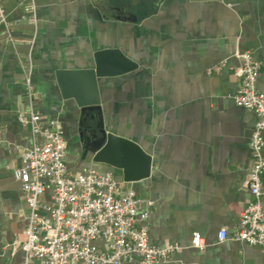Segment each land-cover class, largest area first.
<instances>
[{"label":"crops","instance_id":"1","mask_svg":"<svg viewBox=\"0 0 264 264\" xmlns=\"http://www.w3.org/2000/svg\"><path fill=\"white\" fill-rule=\"evenodd\" d=\"M28 4L34 15L25 11ZM2 5L12 31L8 39L0 25V264L23 259L20 250L1 247L24 238L28 208L12 171L32 141L29 125L18 120L29 112L61 123L70 171L111 170L121 189L135 191L149 213L150 241L180 246L161 264H264V250L232 238L249 197L245 178L256 122L252 111L232 99L239 85L237 53L250 50L261 61L256 86L264 93V0H2ZM101 47H119L137 63L98 82L105 129L150 155L149 174L136 181L93 162L92 154L84 156L80 108L73 97L62 96L56 79L58 70L92 66L93 52ZM40 203H49L48 193ZM221 229L228 237L219 241ZM196 231L206 243L202 251L190 246ZM95 244L105 249L102 241Z\"/></svg>","mask_w":264,"mask_h":264},{"label":"built area","instance_id":"2","mask_svg":"<svg viewBox=\"0 0 264 264\" xmlns=\"http://www.w3.org/2000/svg\"><path fill=\"white\" fill-rule=\"evenodd\" d=\"M25 11L34 15V6L28 4ZM0 25L11 39L12 27L2 0ZM237 57L239 85L232 99L252 111L256 122L249 140L252 160L245 178L249 197L232 238L264 250V93L256 86L262 63L250 50L237 53ZM26 84L29 88V77ZM18 120L29 125L32 133L31 143L22 150L20 164L12 171L28 212L24 238L5 243L1 250H20L21 264H161L171 259L180 246L150 241L148 210L141 209L132 188H120L121 182L113 171L68 169L66 140L58 120L44 119L35 112L20 113ZM44 193L49 194V203L42 205L40 196ZM227 237L226 230L218 232L219 241ZM97 241L104 243V250L95 244ZM190 246L205 249L199 232L192 234Z\"/></svg>","mask_w":264,"mask_h":264},{"label":"water","instance_id":"3","mask_svg":"<svg viewBox=\"0 0 264 264\" xmlns=\"http://www.w3.org/2000/svg\"><path fill=\"white\" fill-rule=\"evenodd\" d=\"M137 67L119 47H101L93 52V65L77 70H58L56 79L64 98L73 97L80 108L78 131L83 153L92 161L122 170L124 181H136L150 171V155L138 143L111 133L104 127L98 82Z\"/></svg>","mask_w":264,"mask_h":264}]
</instances>
